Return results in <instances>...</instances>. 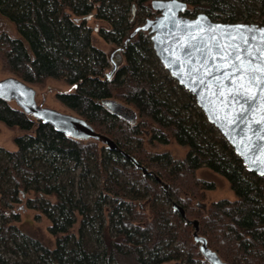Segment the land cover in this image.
<instances>
[{
  "label": "trees",
  "instance_id": "obj_1",
  "mask_svg": "<svg viewBox=\"0 0 264 264\" xmlns=\"http://www.w3.org/2000/svg\"><path fill=\"white\" fill-rule=\"evenodd\" d=\"M151 1L0 0V15L19 37L0 33L2 71L31 87L64 83L69 91L55 94L61 106L168 185L164 191L120 153L67 138L0 101V123L21 132L14 150L0 147V264H207L172 201L198 220L199 235L224 262L264 264V178L246 170L193 96L161 67L149 33L130 38L157 16ZM180 1L185 17L202 12L231 24H250L252 16L241 21L235 5L247 13L264 7V0ZM112 63L118 68L108 78ZM117 105L133 108L139 120ZM169 136L187 148L183 159L148 149L168 144ZM201 168L223 177L235 199L201 208L215 189L197 176ZM25 207L49 222L52 248L17 239L14 223Z\"/></svg>",
  "mask_w": 264,
  "mask_h": 264
},
{
  "label": "water",
  "instance_id": "obj_2",
  "mask_svg": "<svg viewBox=\"0 0 264 264\" xmlns=\"http://www.w3.org/2000/svg\"><path fill=\"white\" fill-rule=\"evenodd\" d=\"M151 8L157 16L136 28L130 38L140 31L149 33L153 53L161 67L180 87L193 96L207 122L227 142L246 170L264 178V139L258 138L259 130L264 128V122L261 121V117H264V102L257 99L253 102L257 105L256 110L251 113L245 112L244 108H247V105L242 108L243 101L237 103L231 100L232 85L228 78L223 77V72L231 71V68L222 69L217 73L213 67L221 63L217 55V44L226 46L240 43L237 29L246 32L248 44L242 47L249 48L253 53V64L258 63L261 58L258 49L264 46V26L214 22L204 13H199L195 18L190 19L183 16L187 4L180 0H152ZM89 19L90 17H87V20ZM248 29L254 31L247 32ZM225 33L236 34L235 39H230ZM226 50L232 49L229 47ZM241 56H245L243 51ZM112 67L108 78L111 77L116 66ZM253 94L258 96V90L253 89L249 92V95ZM36 96L33 87L16 77L0 79V101L14 104L28 117L49 125L54 131L67 138L80 142L94 141L108 151L120 153L131 165L139 169L142 175L153 176L164 191L168 189V185L153 172L121 151L109 137L96 132L84 119L38 104ZM104 104L107 107L112 105ZM242 117H247L245 123L241 122ZM259 135L264 136V132H259ZM171 207L184 222L192 225L193 241L198 245L203 261L207 264H228L212 251L206 239L199 235L198 220H188L184 209L174 201L171 202Z\"/></svg>",
  "mask_w": 264,
  "mask_h": 264
},
{
  "label": "rangeland",
  "instance_id": "obj_3",
  "mask_svg": "<svg viewBox=\"0 0 264 264\" xmlns=\"http://www.w3.org/2000/svg\"><path fill=\"white\" fill-rule=\"evenodd\" d=\"M256 8H258V4ZM232 12H235V15H238L241 18V21L245 17L252 15L251 17H249L250 24L264 26V7L262 9L263 13H261V11L260 12L251 11V13H247L246 11L245 12L243 11L242 7L239 8L238 5H235ZM255 17H259V19H255ZM88 23H89L88 26H90L91 28H95V25L97 24L95 20H91V19H90V22ZM239 23H242V22H239ZM101 25L102 24L99 23L98 26H101ZM0 33H6L8 36L12 38H19L14 25L11 22H9L6 18L2 17L1 15H0ZM98 46L102 47L104 50L107 49V46L104 45L102 42L98 43ZM7 77H13V76L2 71L1 65H0V79H4ZM33 88L35 89L36 94H37L36 102L38 104H42L45 107L52 108V109L58 110L63 113H69L67 109H65L55 100L56 93L69 91V87H67L64 83L59 82V81H54V80H48L43 85L35 86ZM116 109L119 110L120 112L122 111L123 115L126 118H129V119L131 118L133 122H137L139 120L134 109L129 106L117 105ZM19 135H21V132L18 131L17 129L8 128L2 123H0V147L1 148L8 150V151L14 150L15 149L14 138ZM169 137L170 138H168V141H169L168 144L166 145L155 144L153 147L148 148V149L152 153L168 152L175 159H183L187 154V148L178 145L171 136ZM66 167L71 169L69 173L70 176H74V177L77 176L78 172L74 171L71 168L72 167L71 164L67 165ZM197 176L202 181L212 182L215 186L214 190L206 192L205 200L202 202L204 206H200L201 208L205 209L204 207H206L208 204H210L211 202L218 201V200L227 199V200L233 201L235 199L234 194L230 190L228 183L223 177L215 173H212L206 168L199 169L197 172ZM18 214H19V220L18 222L14 223V226L17 228V231H16L17 239H22L23 236L24 237L26 236L29 238L36 239L41 244L50 246L51 248L54 246L53 245L54 239L50 236L49 231H48L49 222L45 219L44 216H42L41 214H37L35 211L27 209L26 207L18 211ZM5 257H11V256L6 254ZM168 264H175V263L171 262Z\"/></svg>",
  "mask_w": 264,
  "mask_h": 264
},
{
  "label": "snow or ice",
  "instance_id": "obj_4",
  "mask_svg": "<svg viewBox=\"0 0 264 264\" xmlns=\"http://www.w3.org/2000/svg\"><path fill=\"white\" fill-rule=\"evenodd\" d=\"M246 31L251 32L254 30L248 29ZM237 33L240 36V43L226 46L216 45L217 55L220 57L221 63L213 65V67H215L217 73H220L222 69L231 68V71L223 72V77L228 78L232 85L230 89L232 92L231 100L237 103L243 101L241 107L244 108V105H247L244 111L251 113L257 108V105L253 103L254 101L259 99L264 102V46L258 49L261 57L259 62L253 64L254 57L252 51L249 48L242 47V45L248 44L246 32L237 29ZM225 35L229 36L230 39H235L236 34L225 33ZM252 38L255 39V37ZM229 47L232 49L231 51L226 50ZM242 51L245 53L244 57L241 56ZM205 57L207 58V53H205ZM209 71L211 70L209 69ZM253 89L258 90V96L255 94L249 95V92H252ZM246 121L247 117H242L241 122L245 123ZM261 121L264 122V117H261ZM259 132H264V128H261ZM259 132L258 138L264 139V136H260Z\"/></svg>",
  "mask_w": 264,
  "mask_h": 264
},
{
  "label": "flooded vegetation",
  "instance_id": "obj_5",
  "mask_svg": "<svg viewBox=\"0 0 264 264\" xmlns=\"http://www.w3.org/2000/svg\"><path fill=\"white\" fill-rule=\"evenodd\" d=\"M116 56H117V53L115 52V51H112L111 52V56H109V60L111 61V62H114L115 61V59H116ZM116 66L115 67V70L118 68V66H117V64L116 63H112V66ZM111 66V67H112Z\"/></svg>",
  "mask_w": 264,
  "mask_h": 264
}]
</instances>
